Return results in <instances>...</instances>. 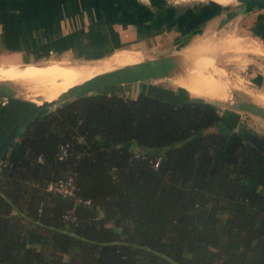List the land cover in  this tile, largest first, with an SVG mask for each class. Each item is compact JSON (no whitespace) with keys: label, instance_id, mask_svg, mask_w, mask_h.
Segmentation results:
<instances>
[{"label":"trees","instance_id":"1","mask_svg":"<svg viewBox=\"0 0 264 264\" xmlns=\"http://www.w3.org/2000/svg\"><path fill=\"white\" fill-rule=\"evenodd\" d=\"M226 116L143 92L39 112L0 158V264H264V134Z\"/></svg>","mask_w":264,"mask_h":264},{"label":"rangeland","instance_id":"2","mask_svg":"<svg viewBox=\"0 0 264 264\" xmlns=\"http://www.w3.org/2000/svg\"><path fill=\"white\" fill-rule=\"evenodd\" d=\"M91 1L100 2L99 4L103 5V7H106V0H104V4L103 2H101L102 0ZM173 1H187V3H189V6H192V10L195 11L193 15L195 19L194 24H185V22L181 24L168 23L167 28L160 27L158 29H147L146 36L141 39V41H144L126 48H119L121 47L119 44H122V41L126 40V37H122V35H125L127 31L116 29L115 32L117 33V35L120 34V36L118 38L115 34L114 47L111 48V50L99 51L97 54H78L69 52L60 57H49L47 59L34 61V63L33 61L24 60L19 53H6L0 51V68L12 66L13 68L22 67L34 70L42 69L44 72H48V67L67 62V66H74L79 72H81L78 77L69 75L64 76L65 78L62 80L58 79L59 77H61V75H57L54 77L55 82H52V84L30 80V77L23 78L26 76H18L17 78H7L4 76H0V80H9L19 84L18 88H32L41 90L40 93H31L29 91L21 93L18 92L16 97L14 98L0 99H9L11 102L20 103L24 106L23 109L25 107H29L33 103L40 104L46 98H48L49 100L50 97H53V94L58 93L63 84H70V80L76 79L75 77H86L102 70L110 69L120 65H127L129 61L123 60V58L121 57L122 55H129L132 60L130 62L133 63L145 59L156 58L158 56L171 55L177 60H180L182 67V59L184 57L183 51L196 48L197 46H202V44H206L207 42V44L210 43L209 45H211L213 48H216V54H214L215 60L209 63L210 67L208 66L209 71L214 77V81L217 80L225 83L231 88L242 90L245 94H248L252 98H255L259 95H264V83H257L260 77L264 78V60L261 59V57H264L263 55H261L262 45L260 39L256 38L254 33H250V31L254 27L249 26L251 19H253L249 17H251L250 15L254 17L256 13H258L256 12L257 10L254 8H248L246 12L236 15L234 14V11H236L240 6L237 0ZM119 2L121 3V1ZM125 2L126 1L124 0L123 3ZM137 2L136 4H133L135 8L128 7V9H126L130 11L127 16H129L131 20L145 14L148 15L150 11L148 6H152L151 2L150 4H145L146 7L141 4V0H137ZM210 5L213 7L215 6L218 9L224 8L226 14L227 12L231 13L230 23L226 27L225 25H223V27L220 29L218 27L219 25L217 24L214 27L208 25L201 29L200 24H197V21L204 20L205 17L210 14L211 11L208 9ZM93 6L95 7V5ZM115 14H113V17ZM108 15L111 14L108 13ZM126 19L127 18H124V20ZM130 25V34L131 38H133V36H137V29L134 27L132 22ZM257 43L260 44L258 45ZM161 44H163L165 47L161 48ZM99 59L103 61L95 62ZM94 62L97 63L98 66H95ZM252 62H258L259 66H256V64H253ZM93 92H102L107 94L118 93L132 97L135 96L138 92H143L154 97L156 96L161 98H168L172 99L173 101H178L186 98H202L204 100L216 102V100L214 99H220L203 98L185 92L178 85L174 78H164L160 80H148L141 83L106 86L99 88ZM164 94L167 97H164ZM219 105H221L222 114H226L228 115V117H234V115L236 116L237 121L234 124L235 129H239V126L244 123L248 127L254 129L257 133L264 134V120L248 113L229 108L220 103ZM228 117L226 116V119H228ZM226 129H228V127H226Z\"/></svg>","mask_w":264,"mask_h":264},{"label":"crops","instance_id":"3","mask_svg":"<svg viewBox=\"0 0 264 264\" xmlns=\"http://www.w3.org/2000/svg\"><path fill=\"white\" fill-rule=\"evenodd\" d=\"M123 1L106 0V7L101 4L98 6L100 2L93 1L83 8L76 6L73 0H0V51L19 53L24 60L33 62L49 57H60L69 52L97 54L99 51L111 50L114 47L116 29L127 31L122 35L126 40L119 44L121 46L119 48H126L144 41L141 39L146 36L147 29L167 28L168 23L185 22L193 25L195 21L193 16L195 11L187 1L141 0L145 7V4L152 3V6H148L149 14L132 20L127 16L130 11L126 9L135 8L133 4H136L137 0H125V3ZM101 2L104 4V0ZM208 9L211 11L210 14L204 20L197 21L201 29L208 25L211 27L220 25L226 15L224 8L218 9L210 5ZM256 12L258 13L254 17L252 15L249 17L253 18L249 26L254 27L250 33H254L255 37L260 39L261 55L264 56V10ZM115 13L116 16L119 15L118 19L121 21H114ZM131 22L137 29H135L137 36L133 38L130 34ZM218 27L221 29L223 26ZM119 36L120 34L117 35L118 38ZM163 47L165 46L161 44V48ZM121 57L123 60L132 61L129 55ZM261 59L264 60V57ZM252 63L259 66L258 62ZM257 83H264V78L260 77ZM108 95L132 97L118 93ZM23 107L9 99H0V142L21 112L27 109Z\"/></svg>","mask_w":264,"mask_h":264},{"label":"water","instance_id":"4","mask_svg":"<svg viewBox=\"0 0 264 264\" xmlns=\"http://www.w3.org/2000/svg\"><path fill=\"white\" fill-rule=\"evenodd\" d=\"M240 4L234 14L239 15L247 11L248 8L264 10V0H237ZM228 12L220 22V27L225 25L230 19ZM39 64V63H37ZM181 68L180 60L171 55L158 56L156 58L145 59L139 62L116 67L110 71H105L83 82L72 86L68 91L63 92L54 100H43L42 103H33L28 107L16 122L9 129L3 140L0 142V158L5 150L14 142L19 129H23L39 112L57 106L65 101L89 94L99 88L113 85H124L141 83L148 80H160L172 78ZM19 84L0 80V98H14L18 93ZM231 101L214 99L216 102L245 112L264 120V106L253 102L242 90H232Z\"/></svg>","mask_w":264,"mask_h":264},{"label":"bare ground","instance_id":"5","mask_svg":"<svg viewBox=\"0 0 264 264\" xmlns=\"http://www.w3.org/2000/svg\"><path fill=\"white\" fill-rule=\"evenodd\" d=\"M232 1V0H230ZM211 35V34H210ZM213 36V35H212ZM210 37V36H209ZM202 38V37H201ZM209 39V38H208ZM210 40V39H209ZM206 41V40H205ZM212 41V40H211ZM214 41V40H213ZM207 42V41H206ZM236 42V41H235ZM204 43V41H203ZM208 43V42H207ZM202 44V46H197L193 49H188L183 51V65L179 72L175 74L172 78L178 83V85L185 91L194 96L203 97V98H220L219 100L231 101L232 99V90H236L227 86L225 83L215 80L214 77L209 71V63L215 60L216 48H213L209 44ZM212 43V42H211ZM225 45V44H223ZM238 46V45H237ZM215 47V45H214ZM220 47V46H219ZM218 48V47H217ZM223 49V47H222ZM231 49V48H230ZM97 62V61H95ZM94 62L95 66H98L97 63ZM133 63V62H128ZM127 63V64H128ZM67 62H63L62 64L55 65L52 67H48L47 71L44 72L42 69H29V68H13L12 66L0 68V76L4 77H14L18 76H26L23 78H29L30 80H35L38 82L50 83L54 81L55 76L61 75L58 79L62 80L64 76H77L81 73L74 66H67ZM126 65V64H125ZM34 66V65H33ZM123 66V65H120ZM31 67V66H30ZM119 67V66H116ZM116 67L99 71L95 74L86 76V77H75L76 79H71L70 84H63L60 91L56 94H53V97L46 98L45 100H54L57 99L59 95L63 92L68 91L72 86L77 85L83 82L90 77L103 73L105 71H110ZM210 67V66H209ZM35 71V72H34ZM40 71V72H39ZM39 74V75H38ZM13 82V81H12ZM18 92H36L40 93V89H32V88H18ZM222 92V93H221ZM247 92V91H246ZM221 93V97H219ZM248 95V94H246ZM249 96V95H248ZM250 99L257 103L258 105L264 106V95H259L255 98L249 96Z\"/></svg>","mask_w":264,"mask_h":264},{"label":"built area","instance_id":"6","mask_svg":"<svg viewBox=\"0 0 264 264\" xmlns=\"http://www.w3.org/2000/svg\"><path fill=\"white\" fill-rule=\"evenodd\" d=\"M67 147L68 145L60 146L59 158L65 156ZM47 189L63 197H72L74 195L75 190L72 177L58 179L56 182L49 184ZM77 202H81L85 205H88L90 203L88 200L81 201L79 199L77 200ZM70 216L71 214L69 213L66 215V218L68 219L70 218Z\"/></svg>","mask_w":264,"mask_h":264}]
</instances>
